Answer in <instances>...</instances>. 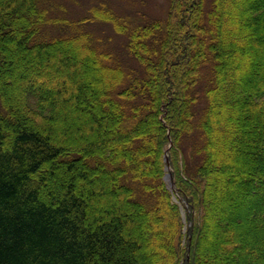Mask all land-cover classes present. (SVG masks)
<instances>
[{"label":"trees","instance_id":"1","mask_svg":"<svg viewBox=\"0 0 264 264\" xmlns=\"http://www.w3.org/2000/svg\"><path fill=\"white\" fill-rule=\"evenodd\" d=\"M112 1L0 0V264H264V0Z\"/></svg>","mask_w":264,"mask_h":264},{"label":"rangeland","instance_id":"2","mask_svg":"<svg viewBox=\"0 0 264 264\" xmlns=\"http://www.w3.org/2000/svg\"><path fill=\"white\" fill-rule=\"evenodd\" d=\"M64 5L63 10L50 11V19L54 20L64 15L70 20H78L83 15H88V10L91 7H98L102 4H109L110 0H58ZM57 2V0H56ZM111 7L119 15L125 16L128 19L136 21H151L154 18L164 17L169 5V0H113ZM54 24V23H52ZM53 26L49 27L52 29ZM94 37L98 41V45L107 52L117 51L120 52L119 55H124L122 49H124L126 38L115 33L112 26L106 23H97L94 27H90ZM59 32L53 30L51 31V37L61 36ZM12 53L17 57V64H20V54L17 49L13 48ZM77 56L82 58L78 53ZM69 59L72 57L69 55ZM220 158H223V153L220 154ZM176 200V198L174 199ZM187 213V212H185ZM186 221V220H185Z\"/></svg>","mask_w":264,"mask_h":264},{"label":"water","instance_id":"3","mask_svg":"<svg viewBox=\"0 0 264 264\" xmlns=\"http://www.w3.org/2000/svg\"><path fill=\"white\" fill-rule=\"evenodd\" d=\"M166 157H167V156H166ZM165 160H166V162H168V158H165ZM167 169H169V168H167ZM168 177H169V176H168ZM168 177H167V178H168Z\"/></svg>","mask_w":264,"mask_h":264}]
</instances>
